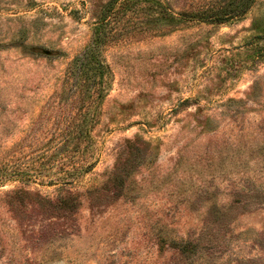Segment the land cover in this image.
Returning <instances> with one entry per match:
<instances>
[{"label":"rangeland","instance_id":"obj_1","mask_svg":"<svg viewBox=\"0 0 264 264\" xmlns=\"http://www.w3.org/2000/svg\"><path fill=\"white\" fill-rule=\"evenodd\" d=\"M122 1L0 0V264H264V0L166 33ZM105 15L108 91L61 155L54 95Z\"/></svg>","mask_w":264,"mask_h":264},{"label":"trees","instance_id":"obj_2","mask_svg":"<svg viewBox=\"0 0 264 264\" xmlns=\"http://www.w3.org/2000/svg\"><path fill=\"white\" fill-rule=\"evenodd\" d=\"M127 1L123 0L118 8L109 7L107 13H113L114 9L119 12L124 11ZM143 1L150 2V0ZM248 1L244 4V8H241L243 5L241 4L240 7L237 6L234 10L229 5L223 6L218 0H212L195 12L176 16L168 11L166 2L153 0L152 5L155 6L156 10L155 15H157L158 22L161 25L157 33H166L167 29L175 28L177 24L189 21H200L211 25L226 24L245 14L254 0ZM106 17L105 15L95 24L93 38L89 45L68 64L61 90L54 95V100L65 106V112L70 110L66 107L70 105L72 110L78 113L75 117L69 115L61 118V129L58 134L59 143L54 148L61 155L72 153L70 149H78L86 139V134L94 124L92 118L97 110V105L108 91L110 68L104 60L102 48L114 39L117 31L110 28L112 21H109ZM35 169H38V167ZM40 174L42 177L45 176L43 172L36 173V176ZM22 179L20 178V180ZM65 184H69V182Z\"/></svg>","mask_w":264,"mask_h":264}]
</instances>
